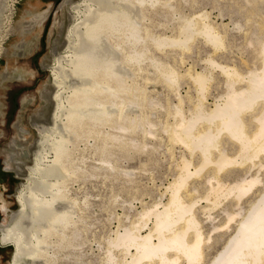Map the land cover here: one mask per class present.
Segmentation results:
<instances>
[{"label": "bare ground", "instance_id": "1", "mask_svg": "<svg viewBox=\"0 0 264 264\" xmlns=\"http://www.w3.org/2000/svg\"><path fill=\"white\" fill-rule=\"evenodd\" d=\"M173 1L70 5L75 23L52 70L51 121L35 125L34 166L2 229L3 246L13 248L10 264H264V189L241 207L264 181V0L241 2L245 24L229 15L228 24H216L205 11L185 16ZM245 26L241 51L250 57L238 66L227 62L228 39ZM198 45L211 51L199 71L161 58L192 56ZM182 86L194 94L181 95ZM157 87L176 102L163 105ZM215 87L221 92L208 105ZM162 144L175 175L148 205L131 193L139 174L126 164L146 154L137 168L148 172ZM99 182L119 188L111 186L102 206ZM215 211L224 216L219 224ZM232 223L235 232L206 262L223 237L213 234ZM100 224L105 234H97Z\"/></svg>", "mask_w": 264, "mask_h": 264}, {"label": "rangeland", "instance_id": "2", "mask_svg": "<svg viewBox=\"0 0 264 264\" xmlns=\"http://www.w3.org/2000/svg\"><path fill=\"white\" fill-rule=\"evenodd\" d=\"M81 1L82 0H0V162H5L6 169L8 161L13 165V169L15 168V170L16 163H19L24 167V171L19 176L16 174L15 170L13 171V169H10L12 171L10 175H6V177L0 182V184H5L6 188H9V196L7 198L9 204L0 193L2 195L0 206L4 200L7 207L9 205V215H11L12 212L16 213L18 210L19 205L16 196L19 190L22 189V186L27 184V179L29 177L28 168L34 166L33 155L37 151V140H39L38 129H36L35 125H41L44 121H46L44 122L46 125L50 124L51 115L54 109V103L51 98L56 90L52 80V70L55 67L56 58L63 55L65 52L68 31L75 23V12L72 10L71 6H73V4H78ZM195 1L196 0H174L172 3L176 8L178 7V10H180L181 13H184L185 16L205 11V13L208 12L211 20L216 24H228L229 17L227 18V15L234 18L242 17L240 19L241 24H245V19H243L245 18L243 16L244 12H240L239 10V6H242L241 2L243 0H236V2L235 0H219V2L218 0H197L196 3ZM177 2L178 4H175ZM179 2L181 4H179ZM230 5L232 7H230ZM219 13L222 15L225 13L223 17L224 19L219 17ZM159 19L160 21L163 20L162 18H158V20ZM229 28L232 29V26ZM247 28L248 27L245 26L244 30L240 33H230L232 38L230 39L229 36L231 42L228 39V50L226 54L229 58L227 57V62L231 63L232 61L240 66L242 58L243 60L249 59V54L244 55L241 51L245 43L243 34H245ZM234 44H236V46ZM199 46L200 45L197 46L195 54L193 51L191 54L192 56L172 54L169 58L164 56H161V58L163 61H168V63L171 62L170 64H174V66L181 67V70L188 69L193 65L192 67L199 71L201 65H204L202 60L206 57V53L209 54L211 52L209 48L207 49V47L203 48V46ZM236 47L238 48L236 49ZM218 56L220 57V55ZM220 61H222V59H220ZM219 89V87L218 89L217 87L211 89L207 101L208 105L213 104L214 96L221 92V89ZM155 90L157 92L155 97L161 100L163 105H166L165 101L167 99L171 102H176L173 94L168 90L162 89L161 87H157ZM187 92L194 94L192 88L190 90L187 86H182L180 89L181 95L185 96ZM153 113L155 114V112ZM159 114L161 117H164V110L159 109ZM21 129L23 131H21ZM23 132L25 133L23 134ZM20 134L22 135L20 136ZM164 145L165 144H162L158 154L154 156V158L158 160L157 165L149 163L148 167L152 168L148 169V172L143 173L138 170L141 166V162L146 161L147 158H149L146 154L140 155L137 159L126 164V166H130L132 168L131 170H134L135 173L137 169L136 176L139 174L137 176L138 178H136L140 184H138L135 190L131 193L139 194L141 200L148 205L152 204L153 198H156L158 194L163 193V190L165 191L171 181H173L175 175V169L170 166L172 165V162H170L171 160L166 152L167 147H164ZM175 151V155L178 157L179 149L177 148ZM20 152H25L27 158H23V154H20ZM8 154H17L18 157H21V160L14 159L13 162H11L10 160H7ZM241 172L240 169H237V172H235L231 178H234L237 173ZM12 173H14V175ZM11 176H15L17 179L13 180L10 178ZM98 184L96 185V190H94V192L101 195L100 197L102 198H100V200H102L100 201V204L102 206L108 202L107 196L110 194L111 186L114 187L115 192H117L119 188L116 183L112 185L109 182L105 184L99 182ZM86 187H90V185H86ZM263 189L264 181L259 187L252 191V193H248V195L243 198L241 207L244 211H246L249 205L256 200L255 198H257L259 191H262ZM145 193L149 195H146ZM164 200L166 201V196L165 198H162L163 202H165ZM139 201H134L135 203L133 202L138 210H140L141 207V202ZM115 211L118 214L122 213L120 209H116ZM100 214V221L103 223L108 214L106 212ZM212 216L215 218V224L221 223L222 218H224L220 211H215ZM201 218L204 226L209 228V223L205 221L203 216ZM114 226L115 225H113V227ZM230 226L231 228L229 230L219 231L213 234V237L216 238L220 235H223V237L218 239L217 244L209 248L206 262L223 249V245H225L232 233L235 232L236 224L232 223ZM100 227L101 229H97L99 230L97 234H105L107 232L106 228H103L101 224ZM91 245V247L96 250V245L93 243ZM4 248L3 258H0V264H8L11 260L13 248Z\"/></svg>", "mask_w": 264, "mask_h": 264}, {"label": "flooded vegetation", "instance_id": "3", "mask_svg": "<svg viewBox=\"0 0 264 264\" xmlns=\"http://www.w3.org/2000/svg\"><path fill=\"white\" fill-rule=\"evenodd\" d=\"M21 131H23L21 129ZM22 133V132H21ZM25 132H23L24 134ZM22 134H20L21 136ZM20 154H23V158L26 157L25 156V152H20ZM27 158V157H26ZM21 160V157L17 156V154H8V157H7V160H10L11 162H13V160ZM6 160V161H7ZM18 162V161H17ZM7 169L5 168V162H0V182L3 180L4 177H6V175H10V173L12 172L10 169H13V165L8 161L7 162ZM22 170H21V169ZM15 170V168L13 169V171ZM16 174L19 176L21 175V173L24 171V167H22L21 164L19 163H16ZM14 175V173H12ZM10 178H12L13 180L14 179H17V177L15 176H11ZM20 191V190H19ZM0 193L4 196V198L6 199L7 201V198H8V193H9V188H6L5 184H0ZM19 193V192H18ZM0 194V199L2 198V195ZM18 197V194L16 196V198ZM3 200V199H2ZM7 203L9 204V202L7 201ZM18 203V202H17ZM9 207V205H8ZM5 201L3 200L2 201V204L0 206V258H3V254H4V247H3V244L1 242V234H2V229L6 228V226L9 225L11 219H12V215L15 213V212H12L11 215L8 214L9 212V209H8ZM3 220V221H2ZM2 222V223H1ZM2 245V246H1ZM11 263V260L8 262V264Z\"/></svg>", "mask_w": 264, "mask_h": 264}]
</instances>
